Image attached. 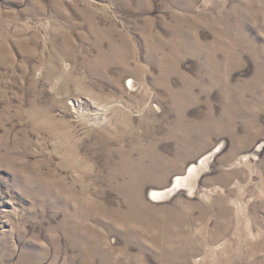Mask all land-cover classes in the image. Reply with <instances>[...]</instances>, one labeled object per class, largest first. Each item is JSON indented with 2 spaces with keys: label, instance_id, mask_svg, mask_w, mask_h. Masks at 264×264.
<instances>
[{
  "label": "rangeland",
  "instance_id": "1",
  "mask_svg": "<svg viewBox=\"0 0 264 264\" xmlns=\"http://www.w3.org/2000/svg\"><path fill=\"white\" fill-rule=\"evenodd\" d=\"M0 264H264V0H0Z\"/></svg>",
  "mask_w": 264,
  "mask_h": 264
},
{
  "label": "bare ground",
  "instance_id": "2",
  "mask_svg": "<svg viewBox=\"0 0 264 264\" xmlns=\"http://www.w3.org/2000/svg\"><path fill=\"white\" fill-rule=\"evenodd\" d=\"M192 8V7H191ZM130 83V82H129ZM131 87V86H130ZM194 168V165H192L191 166V168H190V170H189V172L192 170ZM188 171V170H187ZM192 173V172H191ZM191 175V174H190ZM184 181V179H182V178H180V177H176L174 180H173V182H172V186H171V188L170 189H167V190H165V191H153L152 192V196H153V198H155V201L156 200H158L159 198H161L162 196L163 197H165L166 196V194H169L171 191H172V189L174 188V186L175 187H177L178 186V182H183ZM177 185V186H176ZM180 186V185H179ZM150 195V196H151ZM86 234V233H85ZM87 235V234H86ZM85 236V235H84ZM91 238V237H90ZM87 240V239H86Z\"/></svg>",
  "mask_w": 264,
  "mask_h": 264
}]
</instances>
